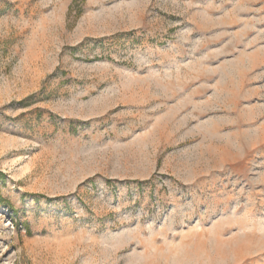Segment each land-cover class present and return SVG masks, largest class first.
Returning <instances> with one entry per match:
<instances>
[{"label":"rangeland","instance_id":"374dc122","mask_svg":"<svg viewBox=\"0 0 264 264\" xmlns=\"http://www.w3.org/2000/svg\"><path fill=\"white\" fill-rule=\"evenodd\" d=\"M0 264H264V0H0Z\"/></svg>","mask_w":264,"mask_h":264}]
</instances>
